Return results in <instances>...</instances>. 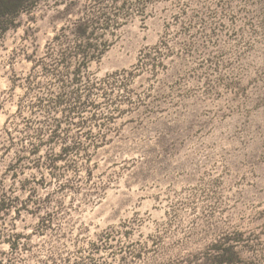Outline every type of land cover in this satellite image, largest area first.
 Masks as SVG:
<instances>
[{"label": "rangeland", "instance_id": "obj_1", "mask_svg": "<svg viewBox=\"0 0 264 264\" xmlns=\"http://www.w3.org/2000/svg\"><path fill=\"white\" fill-rule=\"evenodd\" d=\"M217 246L264 264V0L25 5L0 37V264Z\"/></svg>", "mask_w": 264, "mask_h": 264}, {"label": "trees", "instance_id": "obj_2", "mask_svg": "<svg viewBox=\"0 0 264 264\" xmlns=\"http://www.w3.org/2000/svg\"><path fill=\"white\" fill-rule=\"evenodd\" d=\"M37 1L38 0H0V37L3 33L8 31L11 25L14 24V21H16V18L24 9L25 5ZM10 19L12 21L11 24L9 23ZM215 250L217 251V257L219 258V261L215 262V264H232L235 262V253H231L230 248L217 246Z\"/></svg>", "mask_w": 264, "mask_h": 264}]
</instances>
